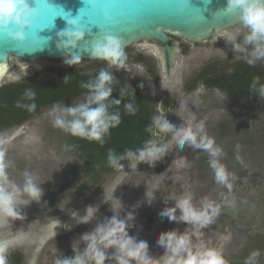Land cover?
Segmentation results:
<instances>
[{
  "label": "rangeland",
  "instance_id": "obj_1",
  "mask_svg": "<svg viewBox=\"0 0 264 264\" xmlns=\"http://www.w3.org/2000/svg\"><path fill=\"white\" fill-rule=\"evenodd\" d=\"M235 33H238L236 43L244 46L243 38L248 29L242 24L218 38L195 44L171 36L172 42H179L181 49L170 79L153 48L159 45L158 42L139 41L126 48V56L134 59L126 62L121 70L108 64L89 69L95 62L91 60H81L80 64L74 65L87 68L90 74L102 69L112 72L115 82L133 80L138 83L155 108V116L159 115L156 108L161 96L174 95L176 109L166 117L168 121L176 127L201 129L197 142L201 137L214 141L213 147L220 149L218 156L213 157L209 151L189 144L180 149L172 139V133L166 132L162 141L168 145L167 152L158 165L144 167L139 164L130 169L129 161L124 160V169H115L94 182L87 174L84 160L70 144L72 135L53 126L48 115L52 108L43 109L21 126L1 132L0 149L5 151L4 160L8 164L5 171L9 180L22 189L25 173H28L44 193L39 202L30 201L27 194L23 195L22 198L30 202L18 206L22 218L0 212V241H14L6 252L19 251L25 258L24 264H55L69 249L83 253L88 243L83 239L84 235L93 233L113 215L126 219L131 213L128 207L123 209L129 198L126 193L145 190L152 195L155 204L151 206L156 211L141 214L144 208L138 209L140 201H135L131 213L134 219L129 222L134 228H128V233L137 240H148L145 226L153 223L151 215H154L152 242L157 247L148 253L154 260L171 255L164 248L161 255L157 243L161 233L184 231L186 246L174 257L176 264H190V261L198 260L197 253L209 252L218 264L240 260L246 264H264V95L260 92L257 102L252 105L249 100L232 103L222 91L203 86L186 89V84L209 64H218L230 71L232 68L229 67L237 61H247V53L235 52L228 40V36ZM245 47L251 51V46ZM143 59L156 64L159 86L149 73L150 65L140 62ZM258 62L264 68V60ZM66 67L70 66L65 65L63 59L31 62L14 59L4 67L1 84L19 78L47 81L55 76L57 69ZM218 169L224 171V182L217 179ZM185 198L188 199L186 222L179 221L183 207H176ZM118 201L124 206L121 207ZM89 207L95 212L89 221L82 222ZM174 207L177 221L160 215L163 209ZM64 220L71 223L65 232L61 230ZM197 220L201 226L195 235ZM56 227L62 234L54 231ZM105 251L109 256L106 264H116L112 259L115 249ZM5 253L0 255L5 256Z\"/></svg>",
  "mask_w": 264,
  "mask_h": 264
},
{
  "label": "clouds",
  "instance_id": "obj_2",
  "mask_svg": "<svg viewBox=\"0 0 264 264\" xmlns=\"http://www.w3.org/2000/svg\"><path fill=\"white\" fill-rule=\"evenodd\" d=\"M51 6H56L52 0H0V36L7 37L21 45L24 44L26 41L25 32L33 28L41 10ZM226 10L238 12L241 24L248 29V34L243 38L244 46L236 43L238 33L228 36L234 51L247 53L246 59L250 65L264 60V0H227ZM104 16L106 20L111 19L107 10L104 12ZM64 17L67 27L57 33L56 50L63 55V63L71 67L81 63L82 57L78 49L81 44L85 43L86 37L77 17L71 18L69 15ZM245 46H251V51L249 52ZM87 55L91 59L107 62L109 67L116 70L124 69L127 60L121 40L110 33H104L100 38L91 42L87 48ZM114 79L112 72L102 69L93 81L81 85L88 90L83 101L71 106L54 105L48 113L53 126L72 136L103 143V138L109 130L120 124L119 113L109 110L111 105L121 103V100L112 98L111 85ZM65 82H67V78H65ZM260 92L264 95V88H261ZM121 94L123 95V92ZM25 95L29 99L35 97V93L31 91ZM24 106L29 110L35 108V104ZM125 108L132 111L131 104L125 105ZM158 111L160 114L153 117L152 125L149 128L153 136L171 132L172 139L180 149H183L185 144H189L193 148L209 151L213 157L220 154V149L213 147L214 141L207 137H201L200 142H197V135L201 129H193L191 126L176 127L165 117L162 106ZM167 147V144L149 140L143 148L137 151L127 150L120 156L110 152L109 165L116 169H124L122 161L127 160L130 169L136 168L141 163L154 166L166 155ZM4 157L5 151L0 149V212L7 216L22 218L18 206L27 205L30 201L39 202L44 194L43 189L28 173H25L22 189L16 183L11 182L5 171L8 164ZM213 167H217L215 162ZM217 179L220 182L225 181L223 169H218ZM24 194L31 198L30 201L22 198ZM176 207H183L184 211H182L179 221L186 222L188 199H182ZM94 212L95 209L89 207L87 215L82 217L81 221H89ZM160 215L167 217L170 221H177L175 207L163 209ZM133 219L131 213L127 215L126 219H120L113 215L106 224L99 225L93 233L84 235L83 239L88 243L83 253L72 258L57 259L55 264H106L109 256L105 249H115L112 259L116 261V264H176L174 257L186 246L187 236H177L175 231L161 233L157 243L171 255L166 254L160 259L154 260L148 254L147 241L137 240L129 235V222ZM13 243L12 240L0 241V254L5 253ZM197 257L198 260L190 261V264H218L210 252L197 253ZM5 259V256L0 255V264H4Z\"/></svg>",
  "mask_w": 264,
  "mask_h": 264
},
{
  "label": "trees",
  "instance_id": "obj_3",
  "mask_svg": "<svg viewBox=\"0 0 264 264\" xmlns=\"http://www.w3.org/2000/svg\"><path fill=\"white\" fill-rule=\"evenodd\" d=\"M131 57H127L126 62ZM149 66V73L156 86L160 85L158 68L149 59L140 60ZM107 62L97 60L89 67L103 68ZM225 70L218 64H209L204 67L191 81L186 84V89L193 90L203 86L208 90H219L225 93L230 102L241 103L250 101L252 105L257 102L260 89L264 88V68L257 61L250 65L247 61H237ZM87 68L76 66L60 68L55 76L47 81H28L25 83L11 84L0 88V132L21 126L37 116L43 108L56 104L66 105L82 97L88 90L81 85L93 81L100 71L87 73ZM67 78V82H65ZM258 78V79H257ZM112 98L121 100L119 105H111V112H118L120 124L113 127L104 136V142L88 140L71 136L72 148L82 157L86 165L87 174L94 182L102 179L114 169L109 165V153L117 156L123 155L127 150L137 151L144 147L149 140H155L149 128L155 116L152 106L144 88L133 80L113 81ZM35 93L34 99L25 95L27 92ZM123 92V95L121 94ZM35 104L33 110L24 105ZM131 104L132 111L125 108ZM20 105V106H18ZM72 254L65 258H72ZM9 264H21L22 254L13 252L8 255ZM232 264H246L242 260Z\"/></svg>",
  "mask_w": 264,
  "mask_h": 264
},
{
  "label": "water",
  "instance_id": "obj_4",
  "mask_svg": "<svg viewBox=\"0 0 264 264\" xmlns=\"http://www.w3.org/2000/svg\"><path fill=\"white\" fill-rule=\"evenodd\" d=\"M92 2L52 0L58 7L51 6L47 12L41 10L33 28L25 32L26 41L22 45L0 36V86L5 76L4 67L14 59L29 62L63 59V55L56 50V42L57 33L67 27L66 15L77 17L81 30L85 31L86 41L78 49L82 60L97 61L89 58L87 48L104 33L117 36L124 50L139 41L158 42L159 45L153 48L168 79L181 49L179 42H172L171 36L195 44L218 38L241 24L238 12L226 10L227 0H95L96 8L91 16L92 24H89L88 20L81 18L80 10L87 12ZM105 9L110 13L111 21L105 20ZM61 10L64 16H57L52 22V18ZM169 99L175 101L173 97ZM166 100L163 99L159 105L164 114L175 110L173 103L169 109L166 108ZM160 134L156 135L157 142Z\"/></svg>",
  "mask_w": 264,
  "mask_h": 264
},
{
  "label": "flooded vegetation",
  "instance_id": "obj_5",
  "mask_svg": "<svg viewBox=\"0 0 264 264\" xmlns=\"http://www.w3.org/2000/svg\"><path fill=\"white\" fill-rule=\"evenodd\" d=\"M3 80V79H2ZM34 81H36V80H34ZM41 81V80H40ZM25 82H28L27 80H25V79H22V80H20V78H19V80H15V81H13V82H10V83H4V84H1V86H0V88L1 87H3V86H8V85H11V84H19V83H25ZM169 97H173V98H175V101H171L170 99H169ZM167 99L166 101H165V104H166V108L167 109H169V107H170V105H171V103H173V105H174V109H176V103H177V101H176V97L174 96V95H171V94H163L162 96H161V98H160V100L158 101V105H157V108L156 109H159V105L161 104V102H162V100L163 99ZM77 101V100H76ZM66 105H68V104H66ZM54 106V105H53ZM53 106H48V107H45V108H43V109H49V108H52ZM61 106H65V105H61ZM170 113V112H169ZM169 113H166V114H164L165 115V117H169L170 116V114ZM5 131V130H4ZM3 132V131H2ZM1 133V132H0ZM162 135H163V133H161L160 134V136H159V138H158V143L159 144H163V139H162ZM161 137V138H160ZM160 139V140H159ZM156 140V139H155ZM142 164V166H144V167H146V165H148L147 163H141ZM159 164V161H157L156 163H155V165H158ZM116 168H114L113 170H112V172L115 170ZM156 169H160V168H158V167H156ZM112 172H110V173H107V175L108 174H111ZM126 195L127 196H129V198H128V201H126V205L127 206H124L123 204V202L122 201H118L117 203L118 204H120V205H122L121 207H123V209H127V207H128V209L127 210H129L130 209V212L132 213V209H134V202L135 201H137V200H139L140 201V203H139V205H140V207H138V209L139 208H144V210L143 211H141V214H146L147 213V211H150V210H153V211H156L155 209H153V207L154 206H151V205H153V204H155V202L153 201V197H152V195H150V194H148L145 190H142V191H140V190H137V191H135V190H132V191H128L127 193H126ZM116 203V204H117ZM132 203V204H131ZM157 203V202H156ZM132 205V206H130V205ZM140 211V210H139ZM151 216H153V219H154V221H153V223H151L148 227H146L145 226V234L146 235H148L149 236V239L148 240H146L145 239V241H147V243H148V245H149V249H148V253H152L153 252V249L154 248H156L157 247V244H155V243H153L152 242V239H153V234H154V232L153 231H155V228H154V224H155V222H156V218L154 217V215H151ZM150 218H152V217H150ZM197 228H196V230H194V234L195 235H198V233H197V230H199L200 229V226H199V224H200V220H197ZM71 226V223H70V221L69 220H64V223H63V225H62V231H68V229H69V227ZM129 228H134V227H132L131 225H130V227ZM59 230V229H58ZM57 230V227L56 228H54V231L55 232H58V234H59V232L60 231H58ZM178 232V231H177ZM176 232V233H177ZM60 234H62V233H60ZM59 234V235H60ZM178 234H180V236L181 235H184V236H187L186 234H185V232L184 231H179L178 233H177V235ZM58 236V235H57ZM157 241V240H156ZM65 250H67V249H65ZM162 250H163V248L161 247V255H162ZM152 251V252H151ZM13 252H19V251H16L15 249H13V250H11V251H8V252H6L5 253V257H6V259H5V262H4V264H9V260H8V255L10 254V253H13ZM164 252V251H163ZM22 254V253H21ZM72 254H74V255H77L78 253H77V251H75L74 249H69V250H67L65 253H64V255L62 256V259L63 258H65V257H67V256H71ZM154 255V254H153ZM25 258H24V256H23V254H22V262H21V264H24V260Z\"/></svg>",
  "mask_w": 264,
  "mask_h": 264
},
{
  "label": "snow or ice",
  "instance_id": "obj_6",
  "mask_svg": "<svg viewBox=\"0 0 264 264\" xmlns=\"http://www.w3.org/2000/svg\"><path fill=\"white\" fill-rule=\"evenodd\" d=\"M95 8H96V3H95V0H93V2L88 6V10H87V12H85L84 10H80V15H81V18L82 19H85V20H88V22H89V24H92V22H91V16L94 14V10H95ZM45 12H47V11H49L50 10V7H47V8H45V9H43ZM107 9H105V11H106ZM108 11V10H107ZM63 10H61V12L59 13V14H57V15H55L53 18H52V22H54V20H55V18L57 17V16H64L63 15ZM112 19V18H111ZM111 19L110 20H106V21H111Z\"/></svg>",
  "mask_w": 264,
  "mask_h": 264
},
{
  "label": "bare ground",
  "instance_id": "obj_7",
  "mask_svg": "<svg viewBox=\"0 0 264 264\" xmlns=\"http://www.w3.org/2000/svg\"><path fill=\"white\" fill-rule=\"evenodd\" d=\"M3 215V214H2Z\"/></svg>",
  "mask_w": 264,
  "mask_h": 264
}]
</instances>
